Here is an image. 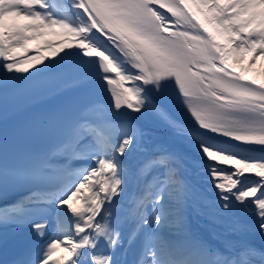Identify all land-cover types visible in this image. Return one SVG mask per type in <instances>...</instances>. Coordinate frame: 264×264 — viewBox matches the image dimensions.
<instances>
[{
  "label": "snow or ice",
  "instance_id": "6c2138e0",
  "mask_svg": "<svg viewBox=\"0 0 264 264\" xmlns=\"http://www.w3.org/2000/svg\"><path fill=\"white\" fill-rule=\"evenodd\" d=\"M260 56L264 0H0L5 253L26 230L3 264H264ZM66 93L8 127L22 94ZM145 119L180 147L153 144ZM193 213L222 225L217 243Z\"/></svg>",
  "mask_w": 264,
  "mask_h": 264
},
{
  "label": "bare ground",
  "instance_id": "6f19581e",
  "mask_svg": "<svg viewBox=\"0 0 264 264\" xmlns=\"http://www.w3.org/2000/svg\"><path fill=\"white\" fill-rule=\"evenodd\" d=\"M53 39V37H51ZM38 44H42L41 42L36 43V47ZM35 47V48H36ZM46 54V53H41ZM251 57V54H247L246 59L244 61V65L248 66L249 59ZM49 59H55V57L49 56ZM39 66V65H38ZM32 69H30L31 71ZM257 73H264V56L257 57L255 64L251 65L250 67V75H255ZM145 128L150 132V139L153 144H159L164 145L169 148H179L181 145V141L179 138L174 136L173 133H171L169 130L165 129L161 125H159L157 122L151 120V119H145L142 121ZM74 202H77V200H73ZM247 239L249 242L255 241L259 244L258 239L255 236L248 235Z\"/></svg>",
  "mask_w": 264,
  "mask_h": 264
}]
</instances>
